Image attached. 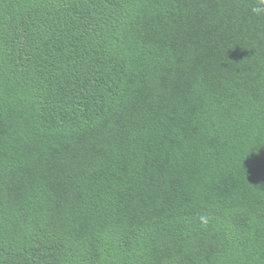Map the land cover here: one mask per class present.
Segmentation results:
<instances>
[{
	"label": "trees",
	"instance_id": "1",
	"mask_svg": "<svg viewBox=\"0 0 264 264\" xmlns=\"http://www.w3.org/2000/svg\"><path fill=\"white\" fill-rule=\"evenodd\" d=\"M264 0H0V264H264Z\"/></svg>",
	"mask_w": 264,
	"mask_h": 264
},
{
	"label": "clouds",
	"instance_id": "2",
	"mask_svg": "<svg viewBox=\"0 0 264 264\" xmlns=\"http://www.w3.org/2000/svg\"><path fill=\"white\" fill-rule=\"evenodd\" d=\"M253 11H255V12H262V11H264V8H255V9H253Z\"/></svg>",
	"mask_w": 264,
	"mask_h": 264
}]
</instances>
